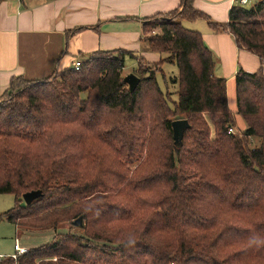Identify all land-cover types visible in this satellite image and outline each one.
Segmentation results:
<instances>
[{"label": "trees", "instance_id": "16d2710c", "mask_svg": "<svg viewBox=\"0 0 264 264\" xmlns=\"http://www.w3.org/2000/svg\"><path fill=\"white\" fill-rule=\"evenodd\" d=\"M194 1L143 19V41L167 55L157 63L98 51L79 70L11 80L0 96V195L15 205L0 222L55 235L1 264H264V73L238 71L233 112L212 51L183 25L209 20ZM208 23L264 63V0ZM127 58L138 64L133 92ZM165 63L179 70L173 105L157 78ZM177 118L189 123L179 144ZM36 191L42 197L23 204Z\"/></svg>", "mask_w": 264, "mask_h": 264}, {"label": "crops", "instance_id": "0c3cea01", "mask_svg": "<svg viewBox=\"0 0 264 264\" xmlns=\"http://www.w3.org/2000/svg\"><path fill=\"white\" fill-rule=\"evenodd\" d=\"M180 5L181 0H0V96L15 77L45 80L73 69L94 52L123 49L137 54L145 42L143 19L175 11ZM234 5L235 0L194 1L195 8L217 24L228 23ZM208 21H185L183 25L202 34L215 57L217 77L227 79L229 86L240 69L264 72L259 57L237 47L231 35L215 33ZM156 54L145 53L151 63L157 60ZM15 228L22 238L38 243L34 248L53 238H41L49 232Z\"/></svg>", "mask_w": 264, "mask_h": 264}, {"label": "rangeland", "instance_id": "374dc122", "mask_svg": "<svg viewBox=\"0 0 264 264\" xmlns=\"http://www.w3.org/2000/svg\"><path fill=\"white\" fill-rule=\"evenodd\" d=\"M142 47L143 49L140 50V52H138L137 55L144 57V59L150 64H154L155 62L157 63L161 59H164L167 57V55H164V54L162 55L156 54L158 56L157 60L152 61L154 63H151V57L150 56L148 57L147 55H145V53L146 52L152 53V51L149 49L148 44L146 42L142 44ZM137 65L138 64L136 60L127 58L126 63H125V68L123 71V76L127 77L131 74H134V71L137 68ZM151 68L152 67H150V69ZM161 68H162L161 69L162 72L157 73V78H158L159 84L161 88L163 89V91L170 93L169 101L171 105H173L174 102L178 101V95H177L178 85L175 83V81H176V78L179 76V70L176 64H173V63H165ZM164 75L166 78H164ZM228 102H229L230 109L236 113L237 112V99H236V91H235V81H232L230 85L228 86ZM204 119L206 120L207 124L210 127V137L212 139H215L216 131H215V126L212 122L211 117L209 115H204ZM175 120H181V119L177 118ZM236 125H237L236 129L240 133H243L244 130L246 129L245 122L240 115H236ZM259 144H260L259 139L255 138L251 140L252 148L258 147ZM14 205H15L14 196L0 195V214L11 210L14 207ZM68 231H71L68 225L60 229V232H68ZM73 232H75V230H73ZM39 233H42V232H39ZM54 235L55 233L49 232V234L46 233V235H42L41 238H46L45 240L47 241V240H50L49 239L50 237L52 236L54 237ZM52 239L50 240V242L52 241ZM17 240L20 242L21 246L23 247L27 246L30 248H34V246L38 244V243H35L36 241L32 239L25 238V237L22 238L20 235H18L15 226L12 225L11 223L5 220L1 221L0 222V264L2 263L1 261H6L13 256L12 254H15L14 246Z\"/></svg>", "mask_w": 264, "mask_h": 264}, {"label": "water", "instance_id": "95a60500", "mask_svg": "<svg viewBox=\"0 0 264 264\" xmlns=\"http://www.w3.org/2000/svg\"><path fill=\"white\" fill-rule=\"evenodd\" d=\"M124 82L129 86L130 90L133 92L139 85L140 79L135 74H131L125 77ZM172 126L174 139L176 143L179 144L182 141L184 132L189 128V123L187 120H177L173 122ZM41 197L42 193L40 191L31 192L23 196V201L28 206ZM73 225L77 228H83L85 226V224L83 223V218H79L77 221L73 222Z\"/></svg>", "mask_w": 264, "mask_h": 264}, {"label": "built area", "instance_id": "2783aa9c", "mask_svg": "<svg viewBox=\"0 0 264 264\" xmlns=\"http://www.w3.org/2000/svg\"><path fill=\"white\" fill-rule=\"evenodd\" d=\"M256 0H235V4H238L240 6H248L251 3H254ZM82 66V62H77L74 66L73 69L75 70H79ZM229 134H236L234 129H230L229 130ZM15 254L13 255V258L16 260L18 259L19 256L23 255L24 253L27 252V249L23 246H21L20 242L17 240V242L15 243Z\"/></svg>", "mask_w": 264, "mask_h": 264}]
</instances>
